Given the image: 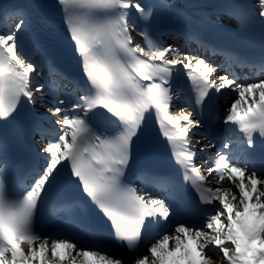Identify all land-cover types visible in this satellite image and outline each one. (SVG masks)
I'll return each instance as SVG.
<instances>
[{"label": "snow or ice", "instance_id": "6c2138e0", "mask_svg": "<svg viewBox=\"0 0 264 264\" xmlns=\"http://www.w3.org/2000/svg\"><path fill=\"white\" fill-rule=\"evenodd\" d=\"M55 6L89 87L72 102L39 82L47 59L42 55L37 62L30 55L38 45L24 10L0 31V121L12 118L22 101L35 109L51 96L50 115L59 126L41 149L46 165L21 195L10 190V163L0 152V264H264V166L240 162L255 151L258 139L264 141V78L215 77L217 68L205 58L154 39L149 23L139 33L147 50L133 45L129 25L135 29L140 20L150 22L173 8L167 0H55ZM228 15L237 31L258 23L264 34V0L229 9ZM173 52L177 58L168 59ZM180 69L192 81L198 106L213 90L235 97L223 117L232 135L221 138V150L204 171L195 164L199 141L190 139L201 122L191 111L170 113V81ZM149 114L200 204L212 209L202 224L186 221L173 196L150 190V170L127 178ZM44 131L41 125L34 128L42 138ZM143 146L151 147L147 140ZM209 178L215 185L205 186ZM63 183L79 187L84 200L76 203L85 217L86 200L109 221L117 244L130 255L39 230L40 208Z\"/></svg>", "mask_w": 264, "mask_h": 264}, {"label": "bare ground", "instance_id": "6f19581e", "mask_svg": "<svg viewBox=\"0 0 264 264\" xmlns=\"http://www.w3.org/2000/svg\"><path fill=\"white\" fill-rule=\"evenodd\" d=\"M171 55H173V53H169L168 57L171 56ZM176 109H177V108H176ZM176 109H175V110H176Z\"/></svg>", "mask_w": 264, "mask_h": 264}]
</instances>
